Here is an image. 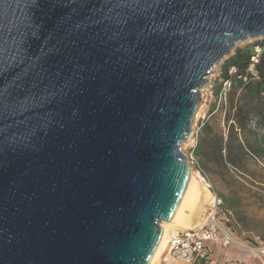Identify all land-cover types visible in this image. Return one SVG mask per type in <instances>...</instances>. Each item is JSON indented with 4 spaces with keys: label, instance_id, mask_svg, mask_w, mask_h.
Here are the masks:
<instances>
[{
    "label": "water",
    "instance_id": "water-1",
    "mask_svg": "<svg viewBox=\"0 0 264 264\" xmlns=\"http://www.w3.org/2000/svg\"><path fill=\"white\" fill-rule=\"evenodd\" d=\"M247 38L264 0H0V264H148L198 89Z\"/></svg>",
    "mask_w": 264,
    "mask_h": 264
},
{
    "label": "trees",
    "instance_id": "trees-1",
    "mask_svg": "<svg viewBox=\"0 0 264 264\" xmlns=\"http://www.w3.org/2000/svg\"><path fill=\"white\" fill-rule=\"evenodd\" d=\"M259 45L261 52L255 64L257 76L247 71L254 46ZM219 70V83L214 88L217 95L221 82L231 80L226 103L210 107L211 114L200 125L196 144L192 149L199 167L207 172L224 176L233 169L244 175L252 174L246 166V160L264 158V38L253 43L237 46L222 60ZM234 68L233 73H229ZM246 77V80H243ZM216 97V96H215ZM222 123L216 119V112H222ZM253 121L254 126L250 127ZM220 208L233 212L239 206L236 197H227L218 193Z\"/></svg>",
    "mask_w": 264,
    "mask_h": 264
},
{
    "label": "rangeland",
    "instance_id": "rangeland-1",
    "mask_svg": "<svg viewBox=\"0 0 264 264\" xmlns=\"http://www.w3.org/2000/svg\"><path fill=\"white\" fill-rule=\"evenodd\" d=\"M257 39L247 38L244 41L237 42L234 48L246 43H253ZM220 63L215 65L210 74L207 75V83L198 89L200 100L194 113L191 130L187 138L180 142L181 152L185 156L187 163L188 155L196 142L195 133L193 131L200 128L202 120L207 118L211 104L214 101V88L219 83ZM215 115L216 119L222 123L221 112H216ZM188 166L190 174L196 176V168L189 163ZM246 166L251 170L252 174L244 171V175H241L233 169H230L224 176L219 175L217 172H207L211 188L206 192L211 194L212 197L215 196L219 201L220 198L218 197V193L227 197L234 196L239 200V206H237L233 212H227L220 208V202L213 209L209 202L205 201L202 205V209L203 207L204 209L200 213L198 224L202 223L212 213L213 218L223 228L225 236L231 240L230 244L241 242L252 245L257 241L264 244V158L259 157L257 160L248 158L246 160ZM196 179L201 183L198 176H196ZM163 224H165V222H160L161 228ZM177 228L180 227L169 228L168 233L170 230ZM213 245L211 250L218 249L217 252L220 251L221 253V244L219 243V248L218 243ZM160 257L156 259L153 264H160ZM173 264L189 263L177 262Z\"/></svg>",
    "mask_w": 264,
    "mask_h": 264
},
{
    "label": "built area",
    "instance_id": "built-area-1",
    "mask_svg": "<svg viewBox=\"0 0 264 264\" xmlns=\"http://www.w3.org/2000/svg\"><path fill=\"white\" fill-rule=\"evenodd\" d=\"M254 52L250 57V63L247 67V71L253 77L257 76L255 64L259 60L261 48L259 45L254 46ZM234 68H230L229 73H233ZM246 80V77H243ZM231 87V80L226 79L221 82L218 93L215 97L216 105L219 106L222 103H226L227 94ZM253 121L250 122V127H253ZM198 129L193 131L195 138L197 137ZM188 163L196 168L197 174L201 176L207 189L211 188V184L208 180L207 174L199 167L198 161L194 156L192 150L190 151ZM215 204L213 209L219 204V199L215 196ZM214 211V210H213ZM212 211V212H213ZM221 239L230 240L225 236L223 228L213 218H206L202 223L197 226L190 228H180L171 232L170 237L167 241V246L163 250L160 257V264H173V263H188L194 260L196 257L201 256L204 251L205 244L207 242H217ZM254 256L264 254V244L262 242H255L248 246Z\"/></svg>",
    "mask_w": 264,
    "mask_h": 264
},
{
    "label": "bare ground",
    "instance_id": "bare-ground-1",
    "mask_svg": "<svg viewBox=\"0 0 264 264\" xmlns=\"http://www.w3.org/2000/svg\"><path fill=\"white\" fill-rule=\"evenodd\" d=\"M190 175L191 178L186 186L174 220L162 221L165 222V224L162 225L161 235L151 253L148 264H153V262L158 259L163 253V250L167 246V241L170 237L171 232L176 230H170L168 233L169 228H190L199 225L200 223L198 224V222H196V219H193L194 212L200 214L204 209V207L202 209V205L205 203V201L209 202L212 207L216 202L215 198L212 197L211 194L206 192L208 189L206 188L201 176L198 174L196 175L200 178L202 184L198 181V179H196V176L194 174ZM207 218L211 219L212 213Z\"/></svg>",
    "mask_w": 264,
    "mask_h": 264
},
{
    "label": "crops",
    "instance_id": "crops-1",
    "mask_svg": "<svg viewBox=\"0 0 264 264\" xmlns=\"http://www.w3.org/2000/svg\"><path fill=\"white\" fill-rule=\"evenodd\" d=\"M220 81V79H219ZM215 94H214V100H215ZM215 102L211 104V106ZM213 110L211 113L208 114L207 118L202 120L201 124L205 120L208 119V117L214 113ZM223 117V111L221 112ZM200 124V125H201ZM196 144V142H195ZM231 240H225L221 239L217 242H207L204 247L203 254L201 256L196 257L191 262H188L189 264H264V254H261L259 256H254L249 249L248 244L244 243H238L234 242V244H230ZM219 243L222 246L221 253L218 251V249L211 248L214 246L213 244ZM217 252V253H216Z\"/></svg>",
    "mask_w": 264,
    "mask_h": 264
}]
</instances>
